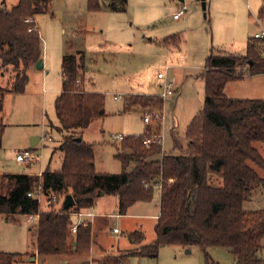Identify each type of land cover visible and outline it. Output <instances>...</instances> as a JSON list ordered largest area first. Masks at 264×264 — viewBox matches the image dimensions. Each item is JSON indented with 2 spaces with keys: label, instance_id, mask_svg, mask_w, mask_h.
Here are the masks:
<instances>
[{
  "label": "trees",
  "instance_id": "obj_1",
  "mask_svg": "<svg viewBox=\"0 0 264 264\" xmlns=\"http://www.w3.org/2000/svg\"><path fill=\"white\" fill-rule=\"evenodd\" d=\"M50 1L19 0L13 6L0 1V78L10 68L15 71L11 88L0 84V113L7 93L26 91L29 72L43 57L35 16L48 11ZM105 2L114 11H123L127 5V0ZM89 4L93 9L101 7L99 0H89ZM259 17L264 22V0ZM263 48L264 39L250 36L247 55L211 49L202 73L204 108L187 128V144L172 129L174 148L163 151L162 116L153 131L120 140L115 154L122 164L119 173L96 168L94 144L87 142L84 134L103 115L104 100L100 93L77 85L84 66L82 51L66 52L62 59L63 87L55 101L59 123L49 121L46 132L51 137L52 131L60 135L54 153L63 152L62 166L58 170L48 166L40 175L0 173V216L40 212L37 253L62 256L67 260L64 264H128L130 256L157 257L160 249L169 245L201 247L205 264H219L209 254L212 247L228 249L234 264H264V209L246 208L254 191L264 187V99H237L225 93L226 85L245 77V71L247 75L264 72ZM246 64H250L247 69ZM148 97L147 105L157 106L163 114V100ZM133 107L147 109L128 100V108ZM78 137L82 140L77 141ZM147 139L151 141L145 143ZM156 189L160 191V214L155 239L146 243L145 233L135 229L126 237L137 254L106 252L102 259H92V224L79 225L73 234L75 213L93 207L102 193L117 196L118 214L126 215L134 204L152 201ZM40 191L47 196L55 194L58 203L72 194L75 205L40 210ZM20 261H24L23 253L0 251V264Z\"/></svg>",
  "mask_w": 264,
  "mask_h": 264
},
{
  "label": "rangeland",
  "instance_id": "obj_2",
  "mask_svg": "<svg viewBox=\"0 0 264 264\" xmlns=\"http://www.w3.org/2000/svg\"><path fill=\"white\" fill-rule=\"evenodd\" d=\"M5 1L13 6L19 0ZM99 1L101 7L93 9L89 0H51L48 11L35 16L43 40L44 67L34 66L30 70L24 93L13 92L5 99L0 113V173L38 174L48 166L52 170L61 168L64 154L54 153L60 137L55 131L50 132L51 141H40L33 150L39 155L38 160L21 163L17 155L31 148L34 136L41 137L49 131V121L54 125L59 123L55 101L63 87V55L69 51H82L84 55L77 85L100 93L104 100L103 115L84 134V139L94 144L98 171L119 173L122 170L115 156L116 146L121 143L114 139L116 134L126 139L143 135L149 129L153 131L162 116L163 151L174 148L172 129L186 145L187 128L204 108L202 73L211 49L227 55H247V41L258 32L257 17L263 4V0H207L204 10L200 0H127L125 10L114 11L105 0ZM181 8L186 9L185 14L174 19L173 15ZM249 65L246 64V69ZM159 72H165L167 79L174 82L170 97L161 96L164 81L158 77ZM244 74L245 77L226 85L227 96L264 99V72L247 75L245 71ZM14 76L15 71L10 68L0 78V84L11 88ZM148 96L163 100V114L157 106L147 105ZM128 100L140 102L147 109H129ZM146 115H150L149 122H145ZM60 205L57 201L49 205L43 195L40 209ZM246 208L264 209V187L254 191ZM84 211L94 216L102 212L106 215L88 217L97 219L95 232L107 222L101 234L104 249L93 246L92 259L100 260L106 252L137 254L126 233L140 229L146 235L144 242L155 239L154 216L160 214V191L156 189L152 201L134 204L121 218L112 215L119 213L118 198L114 195H101L93 207ZM15 217L0 219V251L37 253L35 226L31 231L32 224L29 225L23 213ZM115 227L120 231L111 232ZM262 245L264 253V238ZM190 249L187 253L181 247L164 246L157 257L133 255L128 264H205V251L199 246ZM208 251L219 264H234L228 249L212 247ZM29 264L63 262L62 256L38 255L36 262Z\"/></svg>",
  "mask_w": 264,
  "mask_h": 264
},
{
  "label": "built area",
  "instance_id": "obj_3",
  "mask_svg": "<svg viewBox=\"0 0 264 264\" xmlns=\"http://www.w3.org/2000/svg\"><path fill=\"white\" fill-rule=\"evenodd\" d=\"M186 12L185 8H181L179 9L174 15L173 17L175 19H180ZM254 36L258 39H263L264 38V27H262L257 33L254 34ZM158 77L160 79H163V84H162V93L161 96L166 98V97H170L173 95L174 93V82L170 81L167 79L166 73L165 72H159L158 73ZM117 99H120V97H116ZM145 121L149 122L150 121V115H146L145 116ZM125 136L121 135V134H116L114 136V139L117 141L123 140ZM52 140V137L49 136L46 132L40 137V141H50ZM151 140L147 139L145 140V143H149ZM39 155H37L33 150L31 149H25L21 152L18 153L17 155V160L21 163H25V162H33L38 160ZM29 195L31 196L32 194L29 193ZM45 196L47 203L50 205L52 202L57 201V196L55 194H52L50 196H47L45 194L42 193V191L39 192L38 194V199L39 202L41 204V199L42 196ZM41 210V209H40ZM40 213V212H39ZM35 214V215H27L28 217V222L34 226L37 227L38 223H39V219H40V215ZM92 213L91 212H85V211H81L79 213H75V217L77 218V221L71 226V231L73 234H76V232L78 231V227L81 224L86 225L87 224V220H85L86 216H91ZM114 232H119V229L117 227L114 228Z\"/></svg>",
  "mask_w": 264,
  "mask_h": 264
},
{
  "label": "crops",
  "instance_id": "obj_4",
  "mask_svg": "<svg viewBox=\"0 0 264 264\" xmlns=\"http://www.w3.org/2000/svg\"><path fill=\"white\" fill-rule=\"evenodd\" d=\"M175 19V18H174ZM257 23H258V27H259V29H258V31L262 28V27H264V22L260 19V17H257ZM250 37V36H249ZM264 39V38H263ZM43 59V58H42ZM29 74H30V72H29ZM10 93H13V92H9V93H7L6 95H5V98H4V106H5V99H7V95L8 94H10ZM146 122V121H145ZM39 143V142H38ZM37 143V144H38ZM36 144V145H37ZM43 171H40L38 174H31V175H40L41 173H42ZM23 174H25V173H23ZM27 174V173H26ZM64 200V199H63ZM63 200L61 201V205H62V203H63ZM255 204V203H254ZM89 211V210H88ZM106 214H108V213H106ZM113 216L115 215L117 218H121L122 216H124V215H122V214H112ZM96 216H106L105 214H104V212H102L101 214H96L95 216H94V214L92 213V215H91V217H96ZM109 216H111L110 214H109ZM1 217H3V215H1L0 216V219H1ZM4 217H6V219L7 220H10L11 218H13V219H15L16 217H15V215H13V216H10V217H7V216H4ZM89 216H86L85 217V220H87V222L89 221V222H93V243H92V248H91V252H92V249H93V246H96V248L98 249V250H103L104 249V245L102 244V238H101V234H102V231H103V228L102 227H104L105 225H107V222H105L104 223V225L103 226H99V228L96 230V232L94 231V226L96 225L95 223L97 222L96 220V218H94L93 220L92 219H89L88 218ZM158 217H159V215H155L154 216V218L156 219V222H157V219H158ZM26 218H27V222H28V217H27V215H26ZM92 220V221H91ZM29 223V222H28ZM29 225H30V223H29ZM33 228H34V226L33 225H31L30 226V230L32 231L33 230ZM35 229H36V226H35ZM120 231V230H119ZM133 231V230H132ZM111 232H113L114 233V228L111 230ZM18 253H23L24 254V261H20V262H18L17 264H29V263H32V262H36V259H37V256H38V253H32V254H30V253H28V252H18ZM117 253V252H116ZM91 256V255H90ZM66 261L67 260H65V259H62V262H63V264L64 263H66Z\"/></svg>",
  "mask_w": 264,
  "mask_h": 264
},
{
  "label": "water",
  "instance_id": "obj_5",
  "mask_svg": "<svg viewBox=\"0 0 264 264\" xmlns=\"http://www.w3.org/2000/svg\"><path fill=\"white\" fill-rule=\"evenodd\" d=\"M178 1H181V2H184L185 0H178ZM201 3H202V6H203V9L205 10L207 8V0H200ZM35 66L38 68V69H42L44 67V63H43V59H39L37 61V63L35 64ZM104 111L102 110L101 113H103ZM264 119V117H263ZM40 140V136H34L32 139H31V147H35L36 144L39 142ZM77 141H81L82 140V137H78L76 138ZM101 195H103L101 193ZM75 205V200H74V197L72 194H68L65 196L64 200H63V203H62V207L64 209H68L72 206ZM187 253H190L191 252V249L190 248H187Z\"/></svg>",
  "mask_w": 264,
  "mask_h": 264
}]
</instances>
